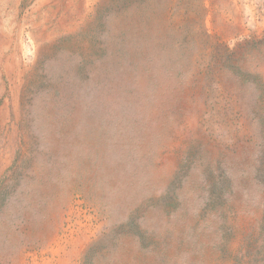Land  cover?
Segmentation results:
<instances>
[{"label": "rangeland", "instance_id": "374dc122", "mask_svg": "<svg viewBox=\"0 0 264 264\" xmlns=\"http://www.w3.org/2000/svg\"><path fill=\"white\" fill-rule=\"evenodd\" d=\"M0 264H264V0H0Z\"/></svg>", "mask_w": 264, "mask_h": 264}]
</instances>
